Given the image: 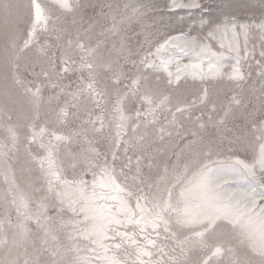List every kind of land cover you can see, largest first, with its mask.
I'll use <instances>...</instances> for the list:
<instances>
[{
  "label": "rangeland",
  "instance_id": "1",
  "mask_svg": "<svg viewBox=\"0 0 264 264\" xmlns=\"http://www.w3.org/2000/svg\"><path fill=\"white\" fill-rule=\"evenodd\" d=\"M39 2L48 19L26 43L30 0H0V264H24L29 256H38L40 264H51L54 257L50 247L69 245L67 232L73 222L72 211L66 205V210L58 212L56 196L48 191L37 163L48 149L56 168L67 177L78 176L106 157L116 170L119 183L134 194L149 191L143 183L145 175L151 174L156 181L163 171L147 166L149 155L153 165L167 164L169 171L177 164L179 178H168L173 195L165 219L171 224V231L161 225L155 233L158 236L154 239L163 251L154 249L153 258L163 264H169L170 257H179L181 264H204L205 260L208 264H233L243 257L258 261L260 258L249 252L247 241L241 243V229L232 228L223 218L206 235L197 236L208 226L187 223L180 197L196 171L195 161L188 171L183 169L184 162L193 159L191 152L182 151L186 142L193 139L192 131L211 142L210 159L226 162L230 158L252 157L247 150L235 154L230 151L237 147L233 143L237 136L251 133V124L240 108L233 107L230 118L219 130L215 121L224 116L234 92L246 102L244 113L254 107L264 111L258 101L264 91L256 66L260 59L258 35L249 40V49L255 46L256 53L250 58L251 68L244 66L246 80L242 89L223 80L205 81L207 103L201 104V82L182 81L169 90L162 80H156L157 73L138 68L116 53L119 40L106 32L111 21L101 13H107L109 5L120 13L126 0H80L81 7L71 12L59 9L57 0ZM68 2L72 4L74 0ZM165 2L159 0L160 10L155 15H171ZM230 3L240 12H259L258 5L250 8L247 0ZM216 7L217 3H213L203 14H215ZM147 23L151 24V20ZM135 32H139V27L133 24L126 33L134 52ZM87 49L94 51L84 59ZM164 94L169 96L166 105L157 108L152 116L146 115L149 105L145 97H150L155 107ZM213 104L215 111L210 107ZM196 117L206 123L204 132L197 127ZM41 130L42 134L35 136ZM200 147L197 145L196 150ZM138 157L143 159L138 161ZM257 175L264 176V170H258ZM85 178L91 179L88 175ZM229 185L242 191L249 187L244 178L237 176ZM165 199L169 200L167 194ZM257 203L264 207L259 199ZM135 204L133 196L130 206L135 208ZM45 216L51 218L47 230ZM87 227H91V221H87ZM79 244L82 249L91 246L85 239H80ZM217 247L220 255L213 254ZM72 259L71 254L65 256V264H71Z\"/></svg>",
  "mask_w": 264,
  "mask_h": 264
},
{
  "label": "snow or ice",
  "instance_id": "2",
  "mask_svg": "<svg viewBox=\"0 0 264 264\" xmlns=\"http://www.w3.org/2000/svg\"><path fill=\"white\" fill-rule=\"evenodd\" d=\"M213 3H217L215 14L204 15V10L211 9ZM257 5L259 12H240L230 0H166L164 7L171 15L165 17L155 15L160 10L159 0H126L120 13L114 12L109 5V11L101 15L111 21V27L106 32L118 38L119 47L115 50L126 62L157 73L156 80H162L169 90L179 86L182 81L201 82L202 92L198 99L205 104V81L223 80L242 89L246 80L244 66L248 64L251 68L250 58H254L256 53L255 46L252 49L248 47L254 35H258L260 41V59L256 61V66L257 75L261 77V88L264 89V0H247L248 7L255 8ZM29 7L35 9L37 20L48 19L44 15V7L36 4ZM57 7L71 12L79 9L81 4L80 0H74L72 4L68 0H58ZM178 12L183 14L178 15ZM149 20L151 24L147 23ZM133 24L139 27V32L133 33L136 38L135 52L129 46L126 35ZM91 28L92 25H89L88 30ZM80 47L85 51L83 44ZM93 51L87 49L84 59L91 56ZM168 98V94H164L152 107V99L145 97L149 105L146 115L152 116L157 108L166 105ZM258 101L264 105V91ZM246 106L243 97L234 92L224 116L215 124L219 130L230 118L233 107L240 108L246 122L251 124V133L246 131L242 136H237L233 141L237 147L230 151L234 154L242 150L250 151L251 159L230 158L226 162L210 159L213 154L211 142L204 141L202 135L192 131L193 139L186 142L182 151L191 152L193 159L186 160L183 169L188 171L195 161L196 171L181 190L180 197L185 205L183 218L187 223L208 226L197 236L206 235L223 218L232 228L241 229V243L246 240L251 255L260 258L253 261L251 257H243L234 260L233 264H264V207L257 203V199L264 202V176L257 175L258 170H264V111L254 107L244 113ZM210 107L215 111L214 104ZM195 119L198 121L197 127L204 132L206 123L200 117ZM42 132L35 133V136L39 137ZM197 145L201 146L199 150H196ZM142 159L138 157V161ZM37 163L48 191L56 196L58 212L66 210L67 205L73 217L67 232L69 245H57L54 249L50 247V255L54 257L51 264H65V256L69 254L73 257L71 264H163L160 260L152 259L153 249H163L152 239L151 233L159 231L161 225L165 231H171V224L165 219L173 195V190L168 187V178H179L177 164H173L169 171L167 164L153 165L149 155L147 166L150 169L159 167L163 171L156 181L152 180L151 174L145 175L143 183L147 184L149 191L134 194L125 191L117 179L116 170L106 157L102 163L96 161L73 177L62 175L56 168L50 149ZM221 172L241 176L249 187L246 191L225 187L216 178ZM86 175L91 179H86ZM166 194L169 200L165 199ZM133 196L136 205L129 208ZM256 208L260 210L257 212ZM50 219L44 217L46 230ZM87 221H94L91 228L87 227ZM80 239L87 240L91 246L82 249ZM220 253L221 249L217 247L213 254ZM24 264H40L39 258L29 256ZM169 264H181V259L170 257ZM204 264H208V260Z\"/></svg>",
  "mask_w": 264,
  "mask_h": 264
},
{
  "label": "bare ground",
  "instance_id": "3",
  "mask_svg": "<svg viewBox=\"0 0 264 264\" xmlns=\"http://www.w3.org/2000/svg\"><path fill=\"white\" fill-rule=\"evenodd\" d=\"M31 4H36V5H39V6L43 7L42 4L39 2V0H30V5ZM44 15H45V11H44ZM46 22H47V20L46 21H39V20H37L36 19V15H35V9L34 8H30V25H29V28H28V31H27L26 43H29V42L32 41V39L34 37V34H35L37 28L39 26L44 25ZM236 176L239 177V178L241 177V176H238L235 173L221 172V173L218 174V176L216 178H217V180H218L219 183H221L225 187L231 189V186L229 185V182L232 181ZM125 191H127V190L125 189ZM129 208H133V206H130L129 205ZM93 222L94 221H91V225H92ZM155 233L156 232H152L151 233L152 239H154L155 237L158 236V234H155ZM153 251H154V249H153ZM153 257H154V255H153ZM153 257H152V259H154ZM154 260H157V259H154Z\"/></svg>",
  "mask_w": 264,
  "mask_h": 264
}]
</instances>
